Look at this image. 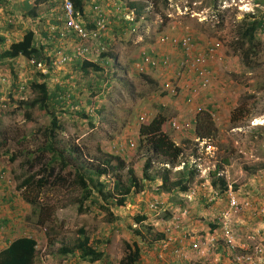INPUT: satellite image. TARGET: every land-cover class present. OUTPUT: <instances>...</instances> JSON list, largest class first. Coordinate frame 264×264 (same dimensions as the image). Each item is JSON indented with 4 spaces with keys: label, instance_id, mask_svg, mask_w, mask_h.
<instances>
[{
    "label": "rangeland",
    "instance_id": "374dc122",
    "mask_svg": "<svg viewBox=\"0 0 264 264\" xmlns=\"http://www.w3.org/2000/svg\"><path fill=\"white\" fill-rule=\"evenodd\" d=\"M62 1L59 0L54 4L58 8L53 20L41 21L48 34V28L53 25L63 30V32L69 31L62 10ZM213 1H100L99 5L104 8V12L110 17L109 28L112 29L111 34L104 37L105 42H102L101 45L106 46L105 48L109 52L112 51L111 54L119 55L120 58L119 65H116L118 67L112 68V70L109 67L107 72L105 71L106 75L84 77L79 70H74L72 65L74 51L79 44L77 45L74 39L62 41L55 34H49L51 37L53 36L49 46L50 55H54L60 47H63L69 59H71L63 64V67L51 71L52 74L56 75L64 72V69L72 68L71 72L74 77L67 81L64 80L63 86L67 88V100L66 104L61 107L63 114L59 116V119L63 123V128L58 133L57 139L59 142L56 147L60 149L73 148L78 151L77 158L72 161V164L75 165L79 157L78 164L87 172L93 167L100 166L103 162L101 159H109L110 156L120 155L125 157L126 168L124 170H110L102 178V181L108 183L107 191L110 193V202L106 203L112 204L111 195H113L114 200L117 195L121 197L114 187L119 181L124 187L129 184L128 168L133 167L135 171L137 170V175L141 174V168L144 164V161L141 162L143 152L137 151L138 141L136 140L139 124H147L159 114L164 115L167 121L180 116H182L180 120L193 121V116L196 115L195 112L190 111L194 109V103L189 109L182 96L172 98L163 91L160 85L165 75L167 76L166 80L171 81L173 77L171 75H174L176 67L172 66L168 70H150L147 74L149 78H146V80L131 72L132 66L141 53L155 48L158 38L165 34L182 37L187 33H191L200 43V48L205 42H221L222 48L218 51L219 56L213 66L214 73L210 84V86L215 84L219 88L213 92L214 94L210 93V90L213 89L212 86H209L208 90L196 94L198 98L201 97L198 102L200 109L197 113L201 110V105L203 108L207 104L216 107L214 109L216 112L214 119L219 130L217 140L212 142L214 150L208 156L210 159L209 169L205 174H207V178L210 171L216 169L215 159L219 155L229 159V164L226 165L228 166L229 175L233 179L239 177L238 171L240 169L248 178L253 174L250 167L247 166L249 163L246 159L251 154L264 150V35H262V32L258 34L261 46L259 47L260 53L255 58V68L253 69H249L244 64L243 58L232 50V44L236 41V31L241 21L247 17L264 16V0H232L231 2L225 0L222 4L218 1L217 7ZM133 3H137L141 7L140 16L137 14V9L131 7ZM121 5L123 6L121 8L122 13L127 14V18L131 21L138 22L135 24V26H138V29H135L137 32L132 31L133 24H127L128 20L124 18L123 14L120 16L113 15V11L117 7H122ZM52 6L53 4H49L47 8L50 10ZM89 6L92 7V4ZM29 18L31 17L27 18L24 14L19 13L16 16L9 7L5 6L0 12V33L4 29L11 32L16 29L14 32H17L19 25L28 24ZM92 18L93 13L91 12L89 19L92 20ZM83 21L86 23L85 20ZM55 22L58 24H55ZM99 46L100 43L95 44L94 55H92L95 57L94 62L98 59ZM161 48L160 46L157 47L158 50ZM161 52L168 53L173 60L180 59V50L178 53V50L164 47ZM7 63L2 62L0 64V72L7 73L5 75L9 76L10 80L15 81L18 78V81H22L21 85H26L37 73L36 69L31 67L25 58H22V62L17 63L16 67H13V72L10 71L12 69H9ZM104 69H107V67ZM49 81L51 82V88H53L54 84L59 82V79H49ZM99 81L100 84L96 85ZM112 81L115 88L125 87L124 90L119 92L110 89L111 84L109 83ZM155 82L157 84L152 86L151 84ZM9 89H13V87L6 85L5 90ZM75 90L78 98L77 100H70L71 98L68 96L74 94ZM220 90L222 93L219 92ZM93 91L97 92L94 96L92 95ZM196 96H192V102H195ZM89 97L92 98L90 103L88 102ZM6 100L14 109L12 108V112H0V145L4 144L3 147H0V170L3 169L8 174L10 183L6 182L0 185V217L6 214L9 219L12 217L11 215L14 217L18 215L20 221H18L17 226L19 230L15 235L11 233V225H9L7 233L3 232V242L7 239H15L22 232H26L27 235L37 238L39 241L37 264H77V260H70L69 256H63L60 249L66 243L76 240L78 230L85 228L94 240H102L101 247L108 257L103 262L94 264H121L128 252L126 245H132L134 242L140 244L143 252L147 250L143 254L145 259L142 258L139 264H172L174 261L185 263L192 261L193 264H202L209 257H211L209 258L210 261L212 259L216 260L218 242L208 244V241L214 236L208 234L202 237L193 234L186 224L191 218H194V212L201 208V205L206 206L204 201H207V199L200 198V196L192 193L166 192L157 194L158 187L162 182L159 179L147 186L142 192L132 193L123 207H117L113 202L112 206L106 204L107 210L93 208L86 214H79L77 211L75 201L79 193L58 184V187L46 195V198H41L42 201H46V209L49 211L43 218L44 223L38 224L35 217L31 221L27 220L28 217L33 216V209L31 205L25 202L22 191L17 192L19 197L13 203L7 200L10 198L7 191L16 192L15 189L30 174L40 173L42 176L46 175L44 170H47V166L52 159V152L44 151L47 139L41 131L45 125L50 123L52 117L37 109L32 114L33 121L29 123L25 117L27 110L22 109L13 112L17 104H14L8 98ZM235 104H237V107H244L250 111V114L237 124L230 123L231 117L226 118L228 107L231 106L232 110ZM83 110L87 113L88 118H94V126L90 125L87 117L81 115ZM141 113H147L148 116ZM230 114L232 116V113ZM172 136L180 146L187 147L186 138L182 139L183 136L181 135L173 134ZM128 139L134 140L136 147L133 150L119 153L122 148L121 144H126L125 141ZM116 140L121 144H117ZM200 143L204 144L203 142ZM193 150L192 146L186 148L183 160L188 159L190 151ZM29 160L32 161L33 165L28 164L27 161ZM164 167H166L164 164L159 165L156 163L153 165L152 171L155 172ZM221 167H223V164ZM172 170V179L177 180L176 176L179 170L178 168ZM55 172L56 176L62 173L60 166H57ZM65 176H68L69 181L73 180L72 176L70 177L68 174ZM201 179L202 177L198 176L193 183L197 190L203 188L201 185L198 186ZM251 180H244V184L247 186H243L244 188H241L240 194H238V201L240 207H242L241 211L238 213L232 211L229 214L226 213L227 211L222 212L228 209L229 205L226 204L223 210H219L218 205L222 203L219 202L217 203V210L219 211L216 210L215 214L216 217H226L227 214L230 215V218L233 216L229 220L230 222L234 220L235 216L241 227L234 229L232 222L229 223V226L233 228L235 240L233 246H235L236 252L243 255L246 252L245 248L253 252L256 247H261L263 249L261 263L264 264V192H258V180L254 179L255 186L251 183ZM206 182L209 181L206 180ZM206 182L205 184H207ZM261 183L264 184V182ZM234 185L238 186L239 184L235 183ZM102 201L104 202L103 198ZM156 201L161 204V210L158 214H152L148 210V205ZM184 209L188 213L186 216H181L180 220L183 221V226L186 225L185 234L182 232L176 234V239L182 241L181 244L184 246L181 247L184 250L180 248L181 244L175 242V244L167 247L164 253L157 250L150 254V246L159 247L158 242L161 243L164 240V232L170 226L171 220L179 214V210L183 211ZM137 216H146L147 220L138 224L135 222ZM112 218H114V221L109 222V219ZM160 235H163L162 240ZM218 235L228 242L224 233ZM204 238H206L208 246H205L202 250L200 249L201 251L196 250L193 244ZM176 249L181 252L175 253ZM79 264L89 263L82 262Z\"/></svg>",
    "mask_w": 264,
    "mask_h": 264
},
{
    "label": "trees",
    "instance_id": "16d2710c",
    "mask_svg": "<svg viewBox=\"0 0 264 264\" xmlns=\"http://www.w3.org/2000/svg\"><path fill=\"white\" fill-rule=\"evenodd\" d=\"M50 0H37V6L30 5L28 2L24 3V8L27 9L28 17L37 19L39 15L38 8L39 5L49 2ZM74 6V17L76 23L81 26L82 29L93 30L97 26V20L93 19L97 16L93 12L92 20L87 19L85 23L83 20H86L85 14V1L84 0H70ZM218 1L221 4L225 0H214L216 7ZM2 0H0L1 4ZM65 0L62 1L64 4ZM167 2V0H165ZM45 5V4H44ZM49 5V4H48ZM45 7L42 8L43 11ZM132 8L137 9V14L141 15V7L137 3L131 4ZM40 11V12H41ZM64 13V12H63ZM40 17V18H41ZM264 16L260 15L258 17H247L238 24L237 37L236 41L232 44V50L235 53H238L242 58L244 64L249 68H255V58L259 55L261 42L258 40V34L261 33L264 28ZM59 22V21H58ZM55 24H58L55 22ZM10 26V25H9ZM7 29L0 33V49H2L5 44L8 43L6 35L3 33ZM63 31V30H62ZM66 36L61 38L59 31L55 33L56 37H59L62 41L74 39L77 45L80 43L82 37L79 33L74 30L65 32ZM52 38L44 40V43L38 41L36 34L33 30H27L19 41H14L10 44L9 48L0 52V62L7 63L11 72H13V67H16L14 59L23 57L27 61H34V69L37 64L45 63L51 67H48V72L43 74L41 70H37L36 75H34L27 84H20L22 81L10 80L9 76L5 75L4 71L0 72V112H12L11 104L6 100L8 98L14 104H17V107L13 112L26 109L25 117L26 120L30 123L33 121V112L41 110L45 115H50L51 121L48 125H45L41 131L47 139L46 147L44 151L52 152V159L47 166V170H44L46 175L30 174L25 177V179L17 187L18 191H22L23 198L28 205L32 206L33 216L28 217L27 220H32L34 217L37 218L38 224L44 223L43 218L46 216V201H42L41 198L48 195L56 187L59 186L69 188L73 192L76 191L79 193L78 198L75 201L77 205V211L79 214H86L90 212L93 208H99L102 210H107V205H114L117 207H123L126 205L129 200V196L132 193H140L147 186L155 182L156 180H161V184L158 187L159 193H187L189 192L191 185L198 178V169L196 167H189V159H184V152L186 148L193 146L195 147L194 154H197L198 144L188 143L187 147L179 146L173 139V132L164 130L165 123L167 118L164 115L159 114L153 119L150 120L149 124H139L138 133L136 140L138 141V152H143V157L141 162L144 161V164L141 168V174L137 175V170L128 168V178L129 184L124 187L121 182L115 184V191L119 192L121 197L117 195V198L114 200L112 196V204L110 202V193L107 191L108 183L102 181V178L112 171H120L126 168L124 162V156H110L109 159H101L103 162L100 166L91 167L88 172L80 167L78 164L79 157L75 163L72 164V161L76 160L78 151L75 149H60L56 147L59 140L57 139L59 131L62 130L63 123L59 119V116L63 114L61 110L62 105L66 104V87L63 86L64 80L73 79V74L71 70H79L84 77H90L91 75L99 76L104 73V69L101 67V64L91 63L76 57L74 53L73 59V69L70 71H64L62 73L52 74L53 70H58L59 66L55 65L59 61V57L66 55L64 48L60 47L57 52L53 55H50V48ZM79 46V45H78ZM76 46L75 48H77ZM105 57V55H103ZM7 61V62H6ZM3 62V63H4ZM52 71V72H51ZM101 73V74H100ZM63 74V75H62ZM62 75V76H61ZM141 77L148 79L147 75H140ZM49 79H59L58 83H55L53 88H51V82ZM8 80V81H7ZM74 81V80H73ZM61 82V83H60ZM152 82V81H151ZM100 84V81L98 82ZM157 83L151 84L155 86ZM6 85H11L13 89L5 90ZM78 92L79 90L76 89ZM69 95L70 100H77L78 94L76 93ZM28 93V96H27ZM97 94L96 91L92 92L94 96ZM141 97L143 95H140ZM147 97V96H146ZM91 97L88 98V102H91ZM76 103V102H75ZM15 106V105H13ZM25 107V108H24ZM14 109V108H13ZM67 112V111H66ZM82 116L88 118L85 110L82 111ZM214 109H202L199 111L196 117V126H195V138L208 140L213 142L217 140L219 136V130L214 119ZM148 116L147 113H141ZM250 114V111L244 107H236L232 111L231 123L237 124L242 121L246 116ZM90 125L94 126V118L89 117ZM129 140V141H128ZM126 144H121L116 140V143L121 144V151L119 153L126 152L128 150H133L136 145L135 141L128 139ZM134 141V142H133ZM4 144H1L0 147H3ZM197 147V148H196ZM42 150V151H43ZM28 164L33 165L32 161H27ZM164 164L166 167L163 169L156 170L153 172L152 168L154 164ZM60 166L62 173L56 176V168ZM170 167V168H169ZM177 171V180H173L172 173L174 168H179ZM70 170V171H69ZM221 167H218L217 171L212 172L209 177L211 178V185L214 189L218 190L221 199H224L223 196L228 189V185L224 178L220 176ZM72 176L73 180L69 181L68 176ZM42 176V177H40ZM40 177V178H38ZM96 177V179H95ZM162 195V194H161ZM102 198L104 202L102 201ZM9 200L11 203L14 201V195H12ZM116 201V202H115ZM107 204V205H106ZM214 203L206 201V207L212 206ZM112 216V214L110 213ZM18 219V215L15 218ZM147 220L146 216H137L135 217V222L141 224ZM114 221V218L109 219V222ZM10 219L7 217H2L0 220V226H8L10 224ZM224 222H222L223 224ZM221 224L215 225L211 232L215 234H220L223 230ZM15 227V225H14ZM221 229V230H220ZM216 230L218 232L216 233ZM220 230V231H219ZM12 233V232H11ZM139 234V232H138ZM163 238V235H160ZM160 238V239H161ZM224 240V239H223ZM103 244L102 240H94L86 231L85 228H80L78 230V237L76 240L70 243L63 245V248L60 249V253L63 256H69L70 260H77V264L85 262L89 264H94L98 262H103L107 257L105 250L101 247ZM39 241L34 239V237H18L15 239H7V246L5 249L0 251V264H37ZM128 249L127 254H125L121 264H139L142 259V247L138 242H134L132 245L127 244L126 250Z\"/></svg>",
    "mask_w": 264,
    "mask_h": 264
},
{
    "label": "built area",
    "instance_id": "2783aa9c",
    "mask_svg": "<svg viewBox=\"0 0 264 264\" xmlns=\"http://www.w3.org/2000/svg\"><path fill=\"white\" fill-rule=\"evenodd\" d=\"M62 10L65 15V21L69 26V31L74 30L75 32L79 33L81 38V44L76 48L75 50V56L76 57H83L90 52V49L85 46V41L89 38V34L81 28L79 24L76 23V19L74 17V6L73 3L70 0H65L64 4L62 5ZM95 13L97 14V28L99 30H105L106 25L108 23V17L107 14L100 8H95ZM52 33H55L58 31L56 27L50 28ZM61 38L66 36V33L63 31H59ZM262 35H264V28L262 30ZM94 36H97L95 34ZM158 46H168L174 50H180V59L177 62V65L179 67V73L177 74L178 82L182 83V86L188 87L189 90H191L190 93H192V96L199 93L200 91H205L209 88L212 79H213V72L210 69V65L213 64V62L216 60L218 51L222 48V44L219 41H211V42H205L201 45L199 43L195 42V39L191 35V33H187L182 37H176L171 35H162L158 39ZM151 51H154L153 49ZM67 61L66 58H63L60 61V64H64ZM171 60L169 57L164 59H159L157 57L151 56L148 52L142 53L140 58L135 64L136 70L139 72H145L150 67H161L163 65L164 67H169ZM166 88L171 90L172 94H176L175 88L172 86L171 83H168L166 85ZM189 97L187 99V103H192V98ZM168 127H170L172 130L175 131V133H182L187 132L192 129V125L190 123H183L180 119L174 118L168 122ZM198 141V139H197ZM205 146V149L207 152H211L214 150V144H212L211 141L204 140L203 141ZM9 183V176L4 172L3 170L0 171V185H3L4 183ZM16 192L7 191L9 193V196L11 197L14 195V200H17L19 197V194H17L18 190L15 189ZM228 203H229V210L226 213L235 212L238 213L242 210V207H240V203L238 201V195L236 192L230 187L225 194L223 195ZM220 197V194L216 191H213V197L209 199V202L214 203L216 202V199ZM9 200V199H7ZM148 210L153 214H158L161 210L160 203L157 201L154 203H150L148 205ZM187 210H184L180 215H175L174 218L170 222V226L164 232L165 237L164 240L160 243V252L164 253L165 250H167V247L170 245L175 244L177 242L178 244H181L182 241H179L176 239V234L178 232H182L185 234V226H183V221L180 220L181 216L187 215ZM241 213V212H240ZM226 215V217L223 218V233L225 235L226 240H228V244L231 246L232 253L234 255V260L237 264H262L261 263V257L263 256V249L261 247H256L253 252H246L245 254L241 255L236 252L235 247L233 246V243L235 242L233 237V228L229 226V223H231L229 220L230 215ZM2 218V217H0ZM16 216L10 217V224L11 225V232L15 235L16 232H18V221L20 219H15ZM8 226H0V251L5 249L7 246V241L5 240L3 242V232H6L7 229H9ZM15 225V227H14ZM7 233V232H6ZM30 237L27 235L26 232H22L19 237ZM18 238V237H16ZM176 240H175V239ZM37 240V238H36ZM38 241V240H37ZM217 239L212 237L209 241V243H216ZM183 244L180 245V248L183 249ZM194 248L196 250H202L207 245V240L199 239L198 243L193 244ZM184 250V249H183ZM200 250V251H201ZM246 250V248H245ZM178 249L175 250V253H180ZM163 257V255H162Z\"/></svg>",
    "mask_w": 264,
    "mask_h": 264
},
{
    "label": "crops",
    "instance_id": "0c3cea01",
    "mask_svg": "<svg viewBox=\"0 0 264 264\" xmlns=\"http://www.w3.org/2000/svg\"><path fill=\"white\" fill-rule=\"evenodd\" d=\"M28 1H30V0H2V2L0 4V12L6 6L7 8L9 7L10 10L12 11V13L15 14L16 16L19 13L21 15L24 14V16L28 18V16L25 15V13L27 14V9H25L24 6H23L24 3L28 2ZM58 1L59 0H50L49 2L44 3L45 5L44 4L39 5L38 8H40V9H39L38 13H39V15L41 14L43 16L42 17L41 16H38L37 19L29 18L30 20H29L28 24L24 25L22 23L23 25H19V29L17 30V32L16 31L14 32V30H16V29H13V28H12L13 29L12 32L11 31H8V30H6L5 32H3L6 35V37L8 38V43L5 44V46L2 49H0V52H2L3 50L8 49L9 46H10V44L12 42L21 40V38L24 36V34H25V32L27 30H33L34 33H36V38L38 39V41L41 40V42L44 43V40L47 39V37H48L49 34L46 32L47 29L45 28V26H42L41 21H44V20H47V19L53 20V17L56 16L55 15V13L57 12L56 9L58 8V7H55L54 4L57 3ZM84 1H85V5H86V7H85L86 20L85 19L84 20L87 22V19H89L90 16H91V12L93 13V10H92L93 7L95 5H97V4L99 5V2L100 1L101 2H106L107 0H84ZM34 2H37V0H35ZM33 3L31 1L28 2V4H30V5L36 4V3H34V4ZM48 4H53V6L50 8V10H49V8L48 9L45 8L43 11H41L42 8L45 7ZM90 4H92V7L89 6ZM6 26H8V25L6 24ZM109 34H111V32ZM13 61H14L15 64H17V63L22 62V58L19 57V58L14 59ZM1 63L2 62H0V64ZM70 69H68V70L70 71ZM64 70L67 71V69H64ZM212 87H213V89L210 90V93L211 94H214L213 92H215L219 87L218 86L216 87L215 84H214V86L212 85ZM219 92L222 93L221 90ZM200 99H201V97L200 98H198V97L196 98V100L194 102V105H193V108L194 109L193 110H190V111H193V112L197 113L198 109H200V107L198 105L199 104L198 102L200 101ZM214 100H215V98H214ZM227 100H228V98H227ZM195 104H196V107H195ZM236 105L237 104H235V106L232 108V110H231V106L228 107V109H227L228 116H226V118H230L231 117V114L230 113H232V111L237 107ZM190 107H192V106H190ZM190 107H189V109H190ZM211 107H212V109H216L215 106H213L211 104H207L204 108L201 105V110L202 109H208V108H211ZM195 117H196V115H195ZM195 117L193 116L194 119H195ZM263 117H264V115H263ZM228 123H229V121H228ZM182 136H183L182 139L186 138L185 143L186 142L189 143L191 140L194 139V136L191 135V134L190 135H182ZM246 157H248V156L246 155ZM215 161L218 164H220V165L223 164L222 173L225 175V177L227 178V180L229 181L230 184H232V183H238L239 184L238 186H234L235 189H236V191L238 192V194H240L241 188L242 189L244 188L243 186H247L246 184H244V180L245 179H248L250 181L251 178H252L251 183L254 186H255L254 179H256V180L259 181L258 182V185H257L258 192H260V191L261 192H264V184L261 183V182H264V150L260 151L259 153H253V154H251L250 157H248L246 159V161L249 163V164H247V166H249L250 169H251V172H253V174L249 178L246 175H244L242 173L241 169H240L238 171L239 177L236 178V179H233L229 175V172L227 170L228 169L227 168L228 166L226 164H229V159L227 157H225L223 155H219L218 158L215 159ZM257 169H259V170H257ZM1 170H3V169H1ZM254 175H255V178H254ZM198 196H200V198H204L206 196L207 197H210V190H208V191H207V189H205V190H199L198 191ZM204 202H206V201H204ZM226 204H228L227 201L222 202L221 204H219L218 205L219 210H223L226 207ZM200 207L201 208L197 209V211L194 212V218H191L186 223L187 224V228H189L192 231L193 234L201 235L202 237H205L206 235L211 234V235H213L214 237L217 238V242H218L217 243L218 244L217 245V250H216L218 256L215 257L216 260L212 259L210 261L209 258H211V257H209L208 259H205V261L202 262V264H236L235 261H234L233 255L227 249L226 242L222 238H220L218 234H215V233L211 232V230H213V228L215 227V225L222 224V222H223V218L222 217H216V214L215 213L217 211H219V210H217V208L211 207V206H208V207L205 206L204 207V205H201ZM228 209H226L225 211H222V212H226V211H228ZM179 211H178V213H179ZM7 216L8 215H6V214L4 215V217H7ZM231 222L234 225L233 226L234 229L235 228L237 229V228L241 227V225H239L240 222L236 220L235 216H234V220H232ZM185 229H186V225H185ZM241 231H243V230H241ZM199 232H201V233H199ZM217 232H218V230H216V233ZM236 232H237V230H236ZM157 250H158V248H156L154 246H150V248H149V251L151 252L150 254H152L153 251H157ZM216 251H215V253H216ZM146 252H147V250L143 252V249H142V258L143 259H145V257L143 256V254L146 253ZM246 252H250V249L246 248ZM149 259L151 260V258H149ZM190 262L189 263H185V262H180V261H174L172 264H174V263H179V264H193L192 261H190Z\"/></svg>",
    "mask_w": 264,
    "mask_h": 264
},
{
    "label": "clouds",
    "instance_id": "9594fccd",
    "mask_svg": "<svg viewBox=\"0 0 264 264\" xmlns=\"http://www.w3.org/2000/svg\"><path fill=\"white\" fill-rule=\"evenodd\" d=\"M32 3L35 1V0H30ZM29 1V2H30ZM232 0H230V2H231ZM34 3H36V2H34ZM33 3V4H34ZM37 4H34V6H36ZM62 5H63V3H62ZM122 6V5H121ZM95 8H100V9H102L103 11H104V8H102L100 5H95L94 7H93V12H95ZM121 8H123V6L122 7H117L114 11H113V15L114 16H120V15H122L123 13H122V9ZM107 14V13H106ZM124 15V18L125 19H127L128 21H127V24H129V25H131V24H133V26H132V31L135 33V32H137V30H135V29H138V26H135V24L136 23H138L137 21H131L130 19H128L127 18V14H123ZM107 17H108V23H107V25H106V29L105 30H99L98 28H97V26H96V28L95 29H93V30H89L88 28L87 29H84L88 34H89V38L84 42L85 43V46L87 47V48H89L90 49V52L85 56V58H83V57H80V58H82V59H85L86 61H88V62H91V63H96V64H101V66H102V68L104 67V68H106L107 67V69H104V73L103 74H105L106 75V72H107V70H108V68L110 67L111 68V70H112V68H115V67H118V66H116V65H119V55H115V54H111V52L112 51H108L105 47L106 46H102L101 45V43L102 42H105L104 41V37H106L109 33H110V31H111V29L109 28V25H110V17H109V15L107 14ZM93 19H95V20H97V16L96 17H94ZM59 20V19H58ZM136 20V19H135ZM51 27H56V26H50L49 28H48V32H49V34L50 35H54L55 33H52L51 32V30H50V28ZM57 29H58V31H62L61 29H59L58 27H56ZM36 34V33H35ZM95 34H97V36H94ZM50 35H48V38H53V36L51 37ZM168 35V34H167ZM192 35V34H191ZM193 36V35H192ZM161 37V36H160ZM159 37V38H160ZM158 38V39H159ZM194 38V37H193ZM8 39V38H7ZM109 39V38H108ZM195 39V38H194ZM81 41V40H80ZM195 42L196 43H199L196 39H195ZM220 42V41H219ZM96 43H100V46L98 47V59H97V61L96 62H94V60H95V57L94 56H92V55H94V49H95V44ZM81 44V42L79 43V45ZM200 44V43H199ZM157 47H158V40L156 41V47L155 48H152L154 51H151L152 49H149L148 51L146 50L145 52H148L151 56H153L154 58L155 57H157V58H161V59H164V58H167V57H169V59L171 60V62H170V64H169V67L167 68V67H164L163 65H161V67H150L149 69H147L145 72H139L138 70H136V68H135V64H136V62L138 61H136L135 63H134V65L132 66V70H131V72H132V74H135V75H142V74H144V75H147L148 73H149V71L150 70H161V69H163V70H168V69H170L172 66H174V67H176V70H175V73H174V75H171V76H173L172 78H171V81H169V80H166L167 79V76L165 75L164 77H163V79H162V81H161V87H162V89H163V91L164 92H166L170 97H172V98H178V97H183L184 99H185V101H186V104H187V106H192V104L194 103V102H192V103H187V99L189 98V97H191L192 96V93H190L191 92V90H189V88L188 87H183L182 86V83H179L178 82V78H176L177 77V74L179 73V67H178V65H177V62L179 61V58H178V60H173L171 57H170V55L168 54V53H163V52H161L162 50H163V48L164 47H168V46H160V47H162L160 50H158L157 49ZM170 48V47H169ZM170 49H172V48H170ZM74 53H75V51H74ZM142 53H144V52H142ZM142 53H141V55H142ZM179 53V52H178ZM103 55H105V57H103ZM140 55V56H141ZM140 56H139V58H140ZM218 56L219 55H217V58H216V60L218 59ZM179 57H180V54H179ZM21 58H23V57H21ZM63 58H66L67 59V61L64 63V64H66L69 60H71V59H69V56L66 54V55H63V56H60L59 57V61L57 62V63H55V65H58L59 66V68H61V67H63V64H60V61L63 59ZM138 58V59H139ZM173 60V61H172ZM173 62V63H172ZM28 63L30 64V66L31 67H33L34 68V64H35V62L34 61H31V62H29L28 61ZM214 64H215V61L213 62V64H211L210 65V69H211V71L214 73V70H213V66H214ZM121 65V64H120ZM48 67H51V66H49L48 64H45V63H39V64H37V66H36V68L35 69H37V70H41V72L42 73H47L49 70H48ZM106 71V72H105ZM101 74V73H100ZM92 77V76H91ZM105 78L107 77V76H104ZM115 80V79H114ZM168 83H171L172 84V86L175 88V90H176V94L174 95V94H172L171 93V90L170 89H168V88H166V85L168 84ZM92 84H93V81H92ZM109 84H111V86H110V89H113V90H115V91H119V92H121V91H123L124 90V88L125 87H123V88H115L114 87V83H113V81L112 82H110ZM108 84V85H109ZM96 85H99L98 83L96 84ZM212 86V85H211ZM210 86V87H211ZM114 87V88H113ZM209 89V88H208ZM207 89V90H208ZM132 92H134V90H132ZM200 93V92H199ZM198 93V94H199ZM194 96H196V94L194 95ZM197 97V96H196ZM195 101V100H194ZM199 113V112H198ZM198 113H196V117H197V114ZM181 117L182 116H180V117H174V118H177V119H181ZM195 117V116H194ZM196 117H195V119L193 118V120L194 121H191V120H185V121H183V120H181V122H183V123H190L191 125H192V129L191 130H189V131H185V132H182V133H175V131L174 130H172L170 127H168V122L170 121V120H172V119H170V120H168V121H166V123H165V127H164V130H166V131H172L173 132V134L174 135H193L194 136V139L193 140H191L190 141V143H193V144H198V150H197V154H194V152H195V147L193 148L194 150L193 151H190V155H188V159H189V167H196L197 169H198V171H199V173H198V176H201L202 177V179L200 180L201 181V183H199V185L198 186H203V188H201L200 190H205V189H207V191L208 190H210V197H204V198H206L207 199V201H209V199H211L212 197H213V191H216V192H218V190H216V189H214L213 187H212V185H211V178L209 177V175L212 173V172H215V171H217V166L218 167H221V165H218V163L215 161V164L217 165H215V167H216V169H214L213 171H210V173H209V175H208V177L206 178V175L207 174H205V173H207L208 172V170L207 169H209V167H208V164H209V162H210V159L208 158V156H209V154H210V152H207L206 151V149H205V146H203L200 142H203L204 140H202V139H198V138H195V135H194V133H195V126H196ZM214 117H215V112H214ZM173 118V119H174ZM147 124H149V123H147ZM197 139H198V141H197ZM178 144V143H177ZM179 145V144H178ZM180 146V145H179ZM185 147V146H184ZM193 147V146H192ZM197 148V147H196ZM185 153V152H184ZM222 168V167H221ZM178 169H181V167H179ZM220 176H222L223 178H224V180L226 181V183H227V185H228V189L231 187L235 192H236V194L238 195V192L236 191V189H235V183H232V184H230L229 183V181L227 180V178L225 177V175L222 173V170L220 171ZM206 178V179H205ZM206 180H208L209 182L207 183L206 182ZM205 182L207 183V184H205ZM198 184V183H197ZM206 186H205V185ZM227 189V190H228ZM198 191L199 190H197V189H195V185L194 184H192L191 185V188H190V190H189V192H187V193H192V194H196V195H198ZM186 193V194H187ZM180 194H183V193H180ZM239 197V196H238ZM225 201H227V199L226 198H224V199H220V198H218V199H216V202H214V204L211 206V207H215V208H217V203H219V202H225ZM228 202V201H227ZM161 205V204H160ZM228 205H229V203H228ZM160 208H161V206H160ZM185 210V209H184ZM183 210V211H184ZM183 211H179V214H177V215H180ZM150 212V211H149ZM151 213V212H150ZM153 214V213H152ZM12 216V215H11ZM4 217V216H3ZM2 218H0V220H1ZM222 225V224H221ZM221 228H222V226H221ZM221 233H223V231L221 232ZM35 239V238H34ZM161 240H162V238H161ZM226 242V245H227V249L230 251V253L233 255V253H232V250H231V246L227 243V241H225ZM235 243V242H234ZM158 245H159V247H158V250L160 251V242H158ZM235 247V246H234ZM237 251V250H236ZM246 253V252H245ZM234 256V255H233ZM236 263V262H235Z\"/></svg>",
    "mask_w": 264,
    "mask_h": 264
}]
</instances>
